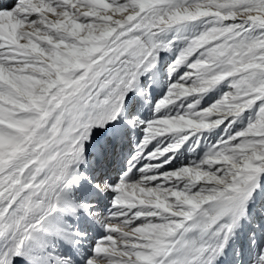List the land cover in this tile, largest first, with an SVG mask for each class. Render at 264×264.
<instances>
[{
	"label": "snow or ice",
	"instance_id": "obj_1",
	"mask_svg": "<svg viewBox=\"0 0 264 264\" xmlns=\"http://www.w3.org/2000/svg\"><path fill=\"white\" fill-rule=\"evenodd\" d=\"M0 264H264V0H0Z\"/></svg>",
	"mask_w": 264,
	"mask_h": 264
}]
</instances>
